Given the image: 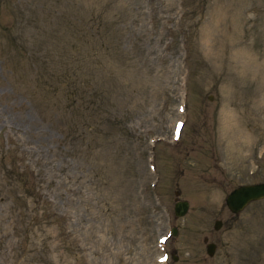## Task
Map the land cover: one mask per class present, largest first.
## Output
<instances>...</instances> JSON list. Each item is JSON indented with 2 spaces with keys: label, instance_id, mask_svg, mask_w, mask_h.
I'll return each mask as SVG.
<instances>
[{
  "label": "rangeland",
  "instance_id": "374dc122",
  "mask_svg": "<svg viewBox=\"0 0 264 264\" xmlns=\"http://www.w3.org/2000/svg\"><path fill=\"white\" fill-rule=\"evenodd\" d=\"M263 179L264 0H0V264H264Z\"/></svg>",
  "mask_w": 264,
  "mask_h": 264
},
{
  "label": "water",
  "instance_id": "95a60500",
  "mask_svg": "<svg viewBox=\"0 0 264 264\" xmlns=\"http://www.w3.org/2000/svg\"><path fill=\"white\" fill-rule=\"evenodd\" d=\"M264 197V180L253 183H243L230 189L224 196V204L230 212L236 213L241 210L249 201ZM188 206V201L185 199L176 200L173 204L174 215L184 214ZM220 219L213 220V228H218ZM172 233H175V227L171 228ZM207 254L211 255L214 250L213 242L205 244ZM175 258L174 255H172Z\"/></svg>",
  "mask_w": 264,
  "mask_h": 264
}]
</instances>
